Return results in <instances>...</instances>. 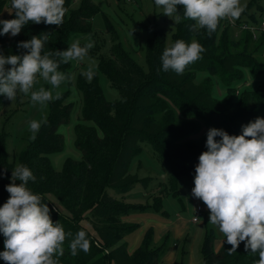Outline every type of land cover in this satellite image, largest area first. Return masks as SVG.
Here are the masks:
<instances>
[{
	"label": "trees",
	"instance_id": "1",
	"mask_svg": "<svg viewBox=\"0 0 264 264\" xmlns=\"http://www.w3.org/2000/svg\"><path fill=\"white\" fill-rule=\"evenodd\" d=\"M6 1L11 6V0ZM4 2L0 1V15ZM65 7L67 13L61 26L29 23L15 37L0 36V52L22 54L25 50L17 48L18 42L42 33H50L45 51H62L73 35L82 36L92 31L93 18L99 11L93 0H65ZM258 7L263 15L262 7ZM179 11L182 15L183 9ZM248 16L253 23L259 20L254 13ZM13 18L14 14L10 15L9 19ZM241 22L237 20L238 25ZM194 23L192 20L178 23L174 42L182 39L190 43L195 39L206 52L203 59L187 66L183 75H177L173 71L165 73L161 67L166 47L162 28L154 29L145 48L149 70L144 71L126 52L108 19V30L116 42L111 55L101 57L99 66L119 89L120 99L108 101L97 78L88 81L79 75L83 119L92 122L77 123L75 128V143L82 158H66L61 169L54 168L51 161L52 154L65 148V138L58 126L69 120L73 107L70 92L52 102L46 123L21 153L18 164L29 167L36 177L35 182H28V187L43 197L42 202L48 204L53 222L59 221L73 237L78 231H85L90 241V251H78L75 256L66 241L64 254L59 257L60 264H166L163 259L165 244L151 245L152 230L132 253L126 242H120L130 230L124 227L123 216L143 205L113 196L108 188L123 194L140 180L138 174L130 172V167L141 150V143L148 140L166 164L171 188L178 192L183 182L194 179L195 162L207 151L206 136L200 140L186 138L196 128L197 119L216 123L230 135H240L242 125L258 116L264 117V85L242 91L239 98H235V84L242 79L243 68H248L252 76L264 73V35L254 40L248 30L232 33L231 25L223 19L209 36L206 29L190 31ZM68 68L69 64H61L59 70L67 72ZM199 72L209 75L198 81ZM212 76L226 86L224 97L214 94ZM4 98L0 95V101ZM16 165L7 155L6 134L0 132V173H3L0 176V206L9 198L5 186L10 183ZM147 180L149 178L143 181ZM160 195H156L154 201L161 205ZM51 196L58 205L52 202ZM160 205L156 207L159 210ZM60 207L66 208L69 214L63 213ZM84 218L90 220L94 235L83 226ZM4 239L0 233L2 251ZM215 244L214 232L208 231L203 245L205 264H255L259 259L258 254L245 251L243 242L231 255L228 250L232 246L226 241L219 250Z\"/></svg>",
	"mask_w": 264,
	"mask_h": 264
},
{
	"label": "clouds",
	"instance_id": "2",
	"mask_svg": "<svg viewBox=\"0 0 264 264\" xmlns=\"http://www.w3.org/2000/svg\"><path fill=\"white\" fill-rule=\"evenodd\" d=\"M155 5L162 7L163 15L175 24L192 20L195 23L190 25V31L206 29L209 36L221 20L234 23L247 9L241 0H155ZM11 8L9 14L15 18L0 19V36L15 37L29 23L61 26L67 13L65 0H11ZM49 35H33L18 42L17 48L25 50L22 54L0 52V95L10 101L18 93L30 95L33 106L61 98L59 91L53 94L43 86L33 89L41 79L52 89L71 81L73 77L60 71V65L85 61L95 42L89 36L83 44L75 39L65 50L45 51ZM205 52L206 48L195 39L190 43L177 39L163 50L162 70L183 75L187 66L203 59ZM81 74L89 81L94 77L91 66ZM44 123L46 120L28 122L32 139ZM241 129L240 135L215 127L208 129L207 151L198 157L191 191L207 206L208 223L216 226L232 246L229 254L236 253L243 242L246 252L258 254L255 264H264V117H256ZM30 180L36 181L30 168L17 164L5 186L9 198L0 206V233L5 238L0 259L5 264H60L66 241L73 256L78 251L89 252L87 233L81 230L73 237L59 221L53 222L48 204L28 187Z\"/></svg>",
	"mask_w": 264,
	"mask_h": 264
},
{
	"label": "rangeland",
	"instance_id": "3",
	"mask_svg": "<svg viewBox=\"0 0 264 264\" xmlns=\"http://www.w3.org/2000/svg\"><path fill=\"white\" fill-rule=\"evenodd\" d=\"M93 2L99 7V11L93 18L92 31L82 36L75 34L69 39V43L75 39H80L81 44H83L91 36L95 44L89 51V58L83 62L71 61L68 63V71L64 73L70 74L73 79L62 84L59 89H52L51 85L42 79L33 89L38 90L40 86H43L52 90L53 94L59 91L61 96L70 92V101L73 102L69 120L58 126V131L65 138V148L63 151L51 155L52 164L56 169H61L68 157L82 158V153L75 143V128L80 122L92 123L83 119L82 93L78 88L79 75L91 66L94 71L92 79H98L105 98L108 101L120 99L119 89L112 84L107 74L99 66L101 57L110 56L112 45L116 42L112 32L108 30V19L113 23L119 36L118 40L122 42L126 52L144 71L149 70L145 48L153 37L154 29L162 28L164 30L167 47L174 43L173 34L178 26L168 16L163 15V8L156 6L155 0H93ZM241 2L247 4V9L238 20L253 23L248 16L249 13H254L256 18L260 19L261 11L258 6L260 5L264 11V0H241ZM9 12H12V8L5 0L0 18L9 19ZM230 27L232 33H238L240 30L235 25ZM207 75L209 74L199 72L197 80L199 81ZM212 77L214 94L220 98L224 97L227 93L226 86L218 77ZM260 85H264V73L259 76H252L248 68H243V77L235 84L237 88L235 98L238 99L242 91L256 89ZM54 101L56 100L44 106H33L30 95L20 93L17 94L14 101H10L6 97L0 101V132L6 134V151L11 162L18 164L21 153L33 140L28 122L32 119L46 120ZM212 127L220 129L216 123L197 119L196 128L186 138L200 140L206 136L208 129ZM198 162L199 160L195 164L197 165ZM130 172L138 174L140 180L129 192L122 194L114 188H108V192L113 196L127 202L143 205L140 209L123 216V220L126 222H124V227L130 230L120 242H126L130 253H132L141 244L146 234L152 230L151 245L165 244L166 253L163 259L166 264H205L203 245L208 231L214 232L216 250L221 248L225 237L216 226L208 223L209 210L198 198L203 207L202 214L198 222L192 221L197 205L191 191L194 187V179L183 182L179 191H175V193L170 186L165 162L159 158L148 140L141 143V150L134 158ZM146 178L149 180L145 183L143 180ZM158 194H161V205L154 201ZM51 200L58 205L52 196ZM158 205H160V210L156 208ZM60 209L63 213L69 214L66 208L60 207ZM82 224L93 235L96 233L89 219L84 218ZM0 252H2L1 249Z\"/></svg>",
	"mask_w": 264,
	"mask_h": 264
},
{
	"label": "built area",
	"instance_id": "4",
	"mask_svg": "<svg viewBox=\"0 0 264 264\" xmlns=\"http://www.w3.org/2000/svg\"><path fill=\"white\" fill-rule=\"evenodd\" d=\"M227 22H229L230 25L237 26L241 30L250 31L254 40H258L261 35H264V14L261 15L257 23H249L247 21H243L238 25L237 21L233 23L230 19H227ZM194 199L197 202V205L195 209V215L192 217V221L198 222L202 214L203 207L199 203V200L197 198L194 197ZM196 217H198L199 219H197Z\"/></svg>",
	"mask_w": 264,
	"mask_h": 264
}]
</instances>
